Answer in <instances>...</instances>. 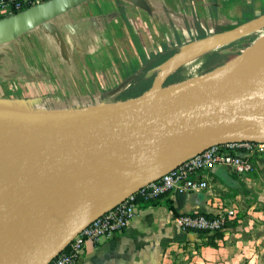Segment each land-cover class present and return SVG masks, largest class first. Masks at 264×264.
I'll use <instances>...</instances> for the list:
<instances>
[{
    "label": "water",
    "instance_id": "water-1",
    "mask_svg": "<svg viewBox=\"0 0 264 264\" xmlns=\"http://www.w3.org/2000/svg\"><path fill=\"white\" fill-rule=\"evenodd\" d=\"M82 1L46 0L2 17L0 40ZM262 25L264 13L200 44L224 45ZM179 54L126 100L0 106V264H47L93 219L188 157L215 143L264 141V57L164 86Z\"/></svg>",
    "mask_w": 264,
    "mask_h": 264
},
{
    "label": "crops",
    "instance_id": "crops-1",
    "mask_svg": "<svg viewBox=\"0 0 264 264\" xmlns=\"http://www.w3.org/2000/svg\"><path fill=\"white\" fill-rule=\"evenodd\" d=\"M263 13L264 0H84L0 40V86L27 101L20 110L126 100L148 90L176 53ZM184 67L163 85L197 76L180 75ZM139 78L149 81L135 94ZM207 177L203 190L142 204L123 234L86 242L81 264H264V154L251 173L216 166ZM222 210L234 216L214 235L174 220Z\"/></svg>",
    "mask_w": 264,
    "mask_h": 264
},
{
    "label": "built area",
    "instance_id": "built-area-1",
    "mask_svg": "<svg viewBox=\"0 0 264 264\" xmlns=\"http://www.w3.org/2000/svg\"><path fill=\"white\" fill-rule=\"evenodd\" d=\"M44 1L46 0H0V18ZM262 154L264 141L235 140L206 147L93 219L47 264H81L86 242L98 243L101 238L123 234L142 204H151L171 193H187L207 188V172L216 166L236 175L251 173L258 156ZM233 216V210H222L216 213L178 214L174 220L183 231L216 234L224 229L226 222Z\"/></svg>",
    "mask_w": 264,
    "mask_h": 264
},
{
    "label": "rangeland",
    "instance_id": "rangeland-1",
    "mask_svg": "<svg viewBox=\"0 0 264 264\" xmlns=\"http://www.w3.org/2000/svg\"><path fill=\"white\" fill-rule=\"evenodd\" d=\"M263 30H264V25L256 27L255 29H252L251 31H249L243 35L235 37L232 41L225 44L224 46L218 48L215 51H211L209 54H206L203 62L199 66L193 67L192 65L188 64L187 68L184 67V68H181V70H179V74L180 75L185 74L183 76H186V77H187V75L193 76V75L203 74V73H206L207 71L213 69L212 67L216 66L217 63H220L221 61L230 60L233 58H235L238 61L242 56V52L251 44L254 37H256ZM190 47H192V46H190ZM218 54L219 55L223 54V55L217 56ZM171 63L173 64L174 61L172 60V62L169 63L170 65H167L165 67L166 73L171 72V70L169 69V67L172 65ZM168 70H170V71L168 72ZM166 83H167V81H165L164 84H166ZM48 94H51L50 91H44V94H42L41 96L44 97V96H47ZM17 95H19V93L18 92L15 93L14 88L10 89V88H4V87L0 86V106L9 107V108L21 107L27 101H24V99H20L19 97H17ZM71 107H74V105Z\"/></svg>",
    "mask_w": 264,
    "mask_h": 264
},
{
    "label": "bare ground",
    "instance_id": "bare-ground-1",
    "mask_svg": "<svg viewBox=\"0 0 264 264\" xmlns=\"http://www.w3.org/2000/svg\"><path fill=\"white\" fill-rule=\"evenodd\" d=\"M224 45L204 46L202 43H199L195 46L193 45L192 47L184 48L177 59H173L174 63H171L172 65L169 67V69L172 71V69L174 70L181 63L190 64L193 67L199 66L203 62L206 54H209L211 51H215ZM260 57H264V30L261 31L256 37H254L251 44L242 52V56L239 60H252ZM170 70H168V72Z\"/></svg>",
    "mask_w": 264,
    "mask_h": 264
},
{
    "label": "trees",
    "instance_id": "trees-1",
    "mask_svg": "<svg viewBox=\"0 0 264 264\" xmlns=\"http://www.w3.org/2000/svg\"><path fill=\"white\" fill-rule=\"evenodd\" d=\"M223 54H220V55H217V56H222ZM227 60H225V61H221L220 63H217V65L216 66H214V67H212V68H215V67H217V66H219V65H221V64H223V63H225ZM148 81H149V79H144V78H139L138 80H134L133 81V85H135L136 84V86H137V89H136V92H134L135 94L136 93H140L142 90H144V88L148 85ZM132 85V86H133ZM131 89V88H130ZM158 201L159 200H156V201H154V202H152V204H157L158 203ZM165 204L167 205V207H168V209H170V210H172V211H174V208H173V206H172V204L169 202V201H165ZM217 234V233H216ZM214 235V234H213ZM211 243V245H214L213 244V242H210Z\"/></svg>",
    "mask_w": 264,
    "mask_h": 264
}]
</instances>
